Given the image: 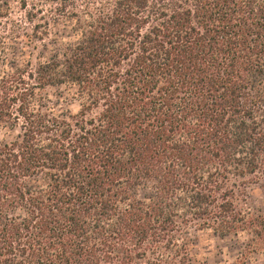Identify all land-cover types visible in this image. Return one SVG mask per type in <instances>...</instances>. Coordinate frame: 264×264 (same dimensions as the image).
I'll list each match as a JSON object with an SVG mask.
<instances>
[{
	"label": "trees",
	"instance_id": "1",
	"mask_svg": "<svg viewBox=\"0 0 264 264\" xmlns=\"http://www.w3.org/2000/svg\"><path fill=\"white\" fill-rule=\"evenodd\" d=\"M0 130V264H246L264 0H0Z\"/></svg>",
	"mask_w": 264,
	"mask_h": 264
},
{
	"label": "rangeland",
	"instance_id": "2",
	"mask_svg": "<svg viewBox=\"0 0 264 264\" xmlns=\"http://www.w3.org/2000/svg\"><path fill=\"white\" fill-rule=\"evenodd\" d=\"M53 94V91H49ZM11 133L0 130V140L9 139ZM249 205L256 213H264V184L249 189ZM244 243L235 237L220 238L210 232L192 234L191 253L196 264H236ZM246 264H264V254L251 255Z\"/></svg>",
	"mask_w": 264,
	"mask_h": 264
}]
</instances>
